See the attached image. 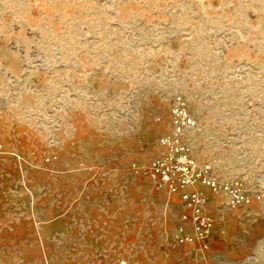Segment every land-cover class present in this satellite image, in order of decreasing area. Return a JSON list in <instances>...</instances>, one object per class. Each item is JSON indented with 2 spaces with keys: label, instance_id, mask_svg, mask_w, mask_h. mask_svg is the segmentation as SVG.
Here are the masks:
<instances>
[{
  "label": "rangeland",
  "instance_id": "374dc122",
  "mask_svg": "<svg viewBox=\"0 0 264 264\" xmlns=\"http://www.w3.org/2000/svg\"><path fill=\"white\" fill-rule=\"evenodd\" d=\"M183 104L214 230L142 170ZM0 264H264V0H0Z\"/></svg>",
  "mask_w": 264,
  "mask_h": 264
},
{
  "label": "built area",
  "instance_id": "2783aa9c",
  "mask_svg": "<svg viewBox=\"0 0 264 264\" xmlns=\"http://www.w3.org/2000/svg\"><path fill=\"white\" fill-rule=\"evenodd\" d=\"M194 126L195 120L184 105L176 104L172 109V129L160 138L159 154L142 173L157 190L182 198L186 212L178 228L177 240L204 250L214 230V219L207 211L208 195L200 187L227 195L233 206L242 204L246 194L240 181L221 182L213 174L211 164L202 163L193 156L187 134Z\"/></svg>",
  "mask_w": 264,
  "mask_h": 264
}]
</instances>
